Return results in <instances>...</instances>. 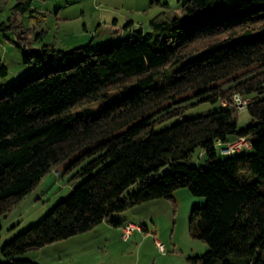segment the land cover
I'll use <instances>...</instances> for the list:
<instances>
[{"label": "trees", "instance_id": "obj_1", "mask_svg": "<svg viewBox=\"0 0 264 264\" xmlns=\"http://www.w3.org/2000/svg\"><path fill=\"white\" fill-rule=\"evenodd\" d=\"M176 7L187 17L162 11L147 32L139 28L134 39L108 45L62 51L15 41L37 68L0 91V218L62 163L84 179L3 243L0 264H36L20 255L180 187L205 199L188 215V229L208 248L189 261L264 264V0H184ZM49 55L51 63L40 65ZM169 75V83L150 86ZM112 90L121 97L96 112L87 106ZM235 93L250 97L252 120L243 128L237 112L221 104ZM199 101L220 107L155 129ZM241 136L250 153L214 149L216 140ZM195 150L206 155L203 166L192 163ZM163 166L168 170L152 177Z\"/></svg>", "mask_w": 264, "mask_h": 264}, {"label": "rangeland", "instance_id": "obj_2", "mask_svg": "<svg viewBox=\"0 0 264 264\" xmlns=\"http://www.w3.org/2000/svg\"><path fill=\"white\" fill-rule=\"evenodd\" d=\"M19 1L0 0V62L6 67V74L0 75V91L37 68L34 61L24 62L25 50L16 46L15 41H22L26 46L36 49L49 44L62 51L88 43L92 46L100 43L108 45L122 39H134L135 30L139 28L143 33L147 32L150 27L148 20L162 11L168 17H187L176 7L184 0H156L152 3L151 0H28L26 7H15ZM51 61L52 56L49 55L40 65L50 64ZM172 78V75L167 79L157 78L150 86L169 83ZM192 93L188 91L177 98ZM121 95L120 91L112 90L106 99L94 101L87 106L96 112ZM191 101H196V98ZM219 107V102H196L184 110L182 115L155 125V129ZM251 120L246 110L237 112L239 128L250 124ZM240 152L250 153L251 150L243 148ZM191 161L196 166H203L206 155H199V150H195ZM66 164L52 168L33 189L31 197H25L1 216L0 248L13 235L39 221L50 207L84 179V176L73 177L78 168L66 171ZM167 170V166H163L152 177L161 176ZM138 187L137 183L132 184L124 194ZM259 187L264 193V184ZM203 201L204 197L193 195L185 187H180L174 189L171 197L151 199L122 211H114L88 231L27 251L20 256L28 257L36 264H198L189 261L188 257L202 255L208 246L190 233L188 215L194 207L203 205ZM119 221L147 226L148 232L144 227L141 231L142 235L147 234L149 238L141 247L136 246L139 231H133L134 235L122 239L121 230L113 224ZM154 238L163 244L164 252L155 245ZM4 259L0 249V261Z\"/></svg>", "mask_w": 264, "mask_h": 264}, {"label": "built area", "instance_id": "obj_3", "mask_svg": "<svg viewBox=\"0 0 264 264\" xmlns=\"http://www.w3.org/2000/svg\"><path fill=\"white\" fill-rule=\"evenodd\" d=\"M249 99H250L249 96H242L241 94L235 93L232 95L230 101L222 100L221 104L223 106L231 107V109H234L235 112H240L246 110L245 108H247ZM214 146H215L214 149H216L220 154L230 155L243 148L250 147V142L246 137L241 136V137H236L227 142L216 140ZM135 230L141 231L142 227L133 222H127L122 224L120 231L122 239L128 238V236ZM154 243L160 251L164 252V246L162 243H160L158 239L154 238Z\"/></svg>", "mask_w": 264, "mask_h": 264}, {"label": "crops", "instance_id": "obj_4", "mask_svg": "<svg viewBox=\"0 0 264 264\" xmlns=\"http://www.w3.org/2000/svg\"><path fill=\"white\" fill-rule=\"evenodd\" d=\"M41 181H42V179H41ZM30 194H32V193H30ZM30 194H28V195H26V198L27 197H29V195ZM33 195V194H32ZM32 195H30V197L32 196ZM119 222H121V221H119ZM130 222V221H129ZM125 222H121L119 225H118V228L121 230V225L122 224H124ZM144 226V225H143ZM144 230L146 231V232H148V227L147 226H144ZM136 231V230H135ZM143 231V230H142ZM142 231H139V233H138V240H139V242H138V244L136 245L137 247H141L142 245H143V242H145V240L147 239V238H149V235H145V234H143L142 235ZM14 234V233H13ZM132 235H134V232H132L129 236H132ZM127 239V238H126ZM26 258V257H25ZM28 258V257H27ZM28 259H30V258H28ZM31 260V259H30Z\"/></svg>", "mask_w": 264, "mask_h": 264}]
</instances>
